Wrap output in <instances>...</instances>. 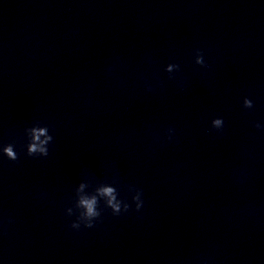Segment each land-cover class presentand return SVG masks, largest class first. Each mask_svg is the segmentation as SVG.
<instances>
[{"label":"clouds","instance_id":"1","mask_svg":"<svg viewBox=\"0 0 264 264\" xmlns=\"http://www.w3.org/2000/svg\"><path fill=\"white\" fill-rule=\"evenodd\" d=\"M196 64L204 65L203 55L199 52L197 53ZM174 70H179V65L177 64H168L166 66L165 71L168 73H173ZM243 106L246 109H250L253 107V101L245 98L243 101ZM224 121L222 118H215L212 120V127L214 129H221L223 127ZM257 128H260V124L255 125ZM29 137L30 142L27 145V155L28 156H48V145L53 140V137L49 134L48 128L46 126H33L26 130ZM43 137V139H41ZM3 153L9 160L16 161L18 160V154L14 150V146L9 144L3 147ZM84 185L81 184L82 188ZM99 195L107 197L106 206L111 208L113 214H120L122 211H128L129 205L127 203L122 202L117 198V191L115 187H104L98 190ZM133 200L136 202L137 211L142 207L143 201L141 200V193L137 191L136 195L133 196ZM99 200L97 196H81L76 201V208L82 209L79 214L78 221L73 222L71 227L74 229H78L80 224L83 223L85 227L92 228L93 221L96 220L100 215V211L98 210ZM73 209L68 208L67 214L72 215Z\"/></svg>","mask_w":264,"mask_h":264}]
</instances>
